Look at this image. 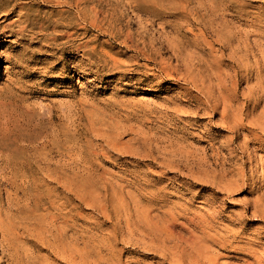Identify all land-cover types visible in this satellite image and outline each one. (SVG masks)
Returning a JSON list of instances; mask_svg holds the SVG:
<instances>
[{
  "label": "rangeland",
  "instance_id": "1",
  "mask_svg": "<svg viewBox=\"0 0 264 264\" xmlns=\"http://www.w3.org/2000/svg\"><path fill=\"white\" fill-rule=\"evenodd\" d=\"M0 210L38 264H264V0H0Z\"/></svg>",
  "mask_w": 264,
  "mask_h": 264
},
{
  "label": "bare ground",
  "instance_id": "2",
  "mask_svg": "<svg viewBox=\"0 0 264 264\" xmlns=\"http://www.w3.org/2000/svg\"><path fill=\"white\" fill-rule=\"evenodd\" d=\"M79 12H80V10H79ZM84 12H85V10H84ZM97 15H98V13H97ZM95 19H96V17H95ZM20 32H22V31H20ZM214 101H216V100H214ZM18 210H20V209H18ZM13 212H16V211H13ZM16 214H17V212H16ZM14 215H15V213H14ZM29 218L28 217H24V216L23 217H19V216L15 217V216L10 215L8 213L7 214H5V213L1 214V212H0V261L2 260V264H38V258L39 257L34 252H28V250L25 248V242L23 241L24 239L23 240L21 239V238H23L22 236H25V235L26 236H30V237H32V236L40 237L41 240H42L41 243L51 247V249L52 248H54V249L56 248V245H55L56 242L55 241H56V238H57V234L59 232V230L57 229L58 227L56 226V224L51 221L50 223H47L48 225L44 226V228L39 226V228H37L39 230L37 231L32 226H30L28 224ZM46 236L47 237L50 236V238L47 239ZM50 239H52L55 242V244L53 242H51ZM69 242L70 241H68V243ZM56 251H54V252H56ZM59 253H58V255H59ZM200 256H201V253H200ZM66 257L69 260L68 262L73 261V257H71V256H66ZM64 258H65V256H64ZM253 261L256 262V263L257 262L260 263V260L258 259L257 256H253Z\"/></svg>",
  "mask_w": 264,
  "mask_h": 264
}]
</instances>
